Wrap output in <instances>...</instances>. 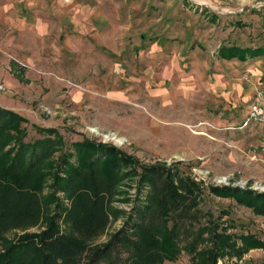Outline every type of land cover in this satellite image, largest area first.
<instances>
[{
    "label": "rangeland",
    "instance_id": "1",
    "mask_svg": "<svg viewBox=\"0 0 264 264\" xmlns=\"http://www.w3.org/2000/svg\"><path fill=\"white\" fill-rule=\"evenodd\" d=\"M221 45L264 47V0H0V105L29 120L28 138L40 136L33 124L55 127L207 185L264 188V123L241 128L247 89L264 87V55L226 60ZM122 188L115 205L129 212L137 190ZM222 208L264 239V216L206 193L205 211ZM239 264H264V249Z\"/></svg>",
    "mask_w": 264,
    "mask_h": 264
},
{
    "label": "trees",
    "instance_id": "2",
    "mask_svg": "<svg viewBox=\"0 0 264 264\" xmlns=\"http://www.w3.org/2000/svg\"><path fill=\"white\" fill-rule=\"evenodd\" d=\"M218 55L246 61L264 47L221 45ZM27 123L0 105V264H162L182 252L190 264H239L264 249L230 209H203L209 193L264 216V191L207 185L112 143L68 142L55 127L33 124L40 136L28 138ZM128 180L138 194L129 212L115 205ZM120 218L122 226L109 232Z\"/></svg>",
    "mask_w": 264,
    "mask_h": 264
},
{
    "label": "built area",
    "instance_id": "3",
    "mask_svg": "<svg viewBox=\"0 0 264 264\" xmlns=\"http://www.w3.org/2000/svg\"><path fill=\"white\" fill-rule=\"evenodd\" d=\"M254 122L264 123V87L256 91L249 105L248 114L243 122V126H248Z\"/></svg>",
    "mask_w": 264,
    "mask_h": 264
},
{
    "label": "bare ground",
    "instance_id": "4",
    "mask_svg": "<svg viewBox=\"0 0 264 264\" xmlns=\"http://www.w3.org/2000/svg\"><path fill=\"white\" fill-rule=\"evenodd\" d=\"M95 131L97 132V133H99L100 131H99V129L97 128H95ZM101 133V132H100ZM104 135V137H106L107 139H109V140H114V141H116L117 143H119V144H122L124 141H125V138L124 137H122V136H119L118 134H116V133H104L103 134Z\"/></svg>",
    "mask_w": 264,
    "mask_h": 264
},
{
    "label": "crops",
    "instance_id": "5",
    "mask_svg": "<svg viewBox=\"0 0 264 264\" xmlns=\"http://www.w3.org/2000/svg\"><path fill=\"white\" fill-rule=\"evenodd\" d=\"M255 84H252L250 88L247 89V98L250 99V103L252 101V99L254 98L255 94H256V91L257 89H255ZM250 105V104H249ZM248 110H249V107H248ZM247 114H248V111H247ZM246 114V116H247ZM246 118V117H245ZM245 120V119H244ZM244 122V121H243ZM253 124V123H252ZM247 126H243V124L241 125V128H245Z\"/></svg>",
    "mask_w": 264,
    "mask_h": 264
},
{
    "label": "water",
    "instance_id": "6",
    "mask_svg": "<svg viewBox=\"0 0 264 264\" xmlns=\"http://www.w3.org/2000/svg\"><path fill=\"white\" fill-rule=\"evenodd\" d=\"M107 141H108V140L105 139V142H107ZM224 181H226V178H224ZM226 184H228V182H226ZM258 188H260V189H262V190L264 191V188H263V187L259 186V187H257L256 189H258Z\"/></svg>",
    "mask_w": 264,
    "mask_h": 264
}]
</instances>
